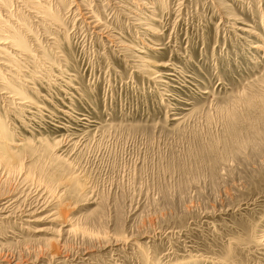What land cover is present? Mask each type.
<instances>
[{
  "label": "rangeland",
  "instance_id": "1",
  "mask_svg": "<svg viewBox=\"0 0 264 264\" xmlns=\"http://www.w3.org/2000/svg\"><path fill=\"white\" fill-rule=\"evenodd\" d=\"M0 43V264H264V0H0Z\"/></svg>",
  "mask_w": 264,
  "mask_h": 264
},
{
  "label": "bare ground",
  "instance_id": "2",
  "mask_svg": "<svg viewBox=\"0 0 264 264\" xmlns=\"http://www.w3.org/2000/svg\"><path fill=\"white\" fill-rule=\"evenodd\" d=\"M1 44V43H0ZM19 48H22V45H21V43H19V45H17ZM2 133H3V131L1 130V128H0V137L1 136H4V134L2 135ZM1 157V156H0Z\"/></svg>",
  "mask_w": 264,
  "mask_h": 264
}]
</instances>
